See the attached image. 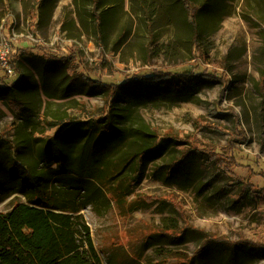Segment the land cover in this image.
Wrapping results in <instances>:
<instances>
[{
    "label": "rangeland",
    "instance_id": "obj_1",
    "mask_svg": "<svg viewBox=\"0 0 264 264\" xmlns=\"http://www.w3.org/2000/svg\"><path fill=\"white\" fill-rule=\"evenodd\" d=\"M37 1L0 0V56L9 51L15 72L10 77L0 61V141L9 149L24 146L19 158L27 163L39 162L44 142L55 145L52 124L107 115L108 93L64 90L73 75L109 85L155 70L217 77L183 90L130 91L118 104L126 139L89 167L72 164L80 177L51 178L54 200L69 213L79 211L89 225L102 264H183L208 237L264 246V0H191L193 7L205 5L196 29L184 19L182 0H49L40 8ZM94 14L104 21L101 38ZM61 58L71 67L55 77L50 71ZM20 78L15 90L24 119L7 95ZM72 136L65 137L67 153L90 149ZM163 138L176 143L147 163L140 183L93 181L87 171L98 160L131 157ZM59 152L58 161L45 159L35 172L62 169ZM71 159L78 161L77 153ZM186 159L188 168L165 179L172 161ZM32 177L24 185L33 184ZM245 185L250 189L243 193ZM1 196L0 213L27 201L7 190ZM185 227L178 245L168 243L166 234ZM195 264H264V251L212 247Z\"/></svg>",
    "mask_w": 264,
    "mask_h": 264
},
{
    "label": "trees",
    "instance_id": "obj_2",
    "mask_svg": "<svg viewBox=\"0 0 264 264\" xmlns=\"http://www.w3.org/2000/svg\"><path fill=\"white\" fill-rule=\"evenodd\" d=\"M93 1L97 5L100 2V0ZM47 2L49 0H38V8L44 6ZM182 3L186 23L191 25L193 29H196L198 25L197 17L201 14V10L205 5L193 7L191 0H182ZM94 17L97 23L98 37L101 38V29L104 26V21L102 16L98 14H94ZM9 57H11L10 54ZM55 61L54 63L58 69L52 71L54 73L50 71V74L55 77L60 76L57 71L64 68L70 69L71 67L69 60L61 58ZM214 79L217 80V77L205 71L195 74L191 72L164 73L155 70L152 74L138 76L122 84L109 85L106 83L97 84V80L89 75H73L64 90L73 89L77 95L83 93H86V95L108 93L111 99L109 111L105 117L97 120L80 122L64 121L52 124L54 127H57V132L52 138L55 140V145H52L51 141L44 142L42 149H40L39 162H36L34 165L19 158V154H22L24 146L17 145L9 149L8 144L7 146H1L3 141H0V192L7 190L12 194L25 196L27 199L25 203L14 205L9 212L0 213V264H102V260L95 249L89 225L82 214H79V211L75 212L77 214L69 213L65 210V207L54 200L49 191L51 178L61 175H74V173L78 175L77 177H80L83 174L80 170L74 173L71 172L73 169L72 164H77L78 166L83 162L89 167L90 164L88 162L96 161V158L102 156L103 151H110L118 143L126 139L127 131L119 128L123 116H121L118 110V104L130 91L155 88L183 90L202 81H212ZM20 83L21 78L11 85L13 88H7L14 89L12 94L7 95L10 100L13 99L16 103L15 108L19 111L17 113L19 118L27 111L24 103L19 98L22 96L21 93L19 94L15 90ZM259 86L260 90L264 92V71L262 72ZM27 87L33 88V83H27ZM0 91V94H2V90ZM25 115L22 116L23 119ZM70 134H73L71 138H76L78 143L86 148L90 147V149H87L83 154L80 151L67 153L62 148L66 146L68 149V138L65 137L70 136ZM241 135H243L244 141H247L243 130L241 131ZM103 139L104 142L102 143ZM155 139L157 140V138ZM175 143L173 140L163 138L157 141V143L154 142L144 147L131 157L117 158L108 163L105 162L107 163L105 167L101 164L104 162L98 160L95 170L91 171V169H88L87 171L93 175V181L100 180L101 182L106 180L107 182L122 183L123 186L125 185L124 187L129 186L130 181L140 183L147 163L162 155L163 152ZM57 151H60V160L64 163L62 169L49 172L41 169L43 170L42 172H35L39 164H42L45 159H48L51 164L58 161ZM7 153L10 155L9 157H6ZM75 153H77V158H79L76 162L71 159ZM232 159L236 162L235 153H233ZM134 161H136V166L134 170H131L132 168L129 169V166H134ZM186 163H189L187 159L178 162L172 161L167 171L164 172L165 179H174L178 171L188 168V164ZM66 165H69L70 168H66ZM102 173H106V175L104 176ZM136 173L138 174L137 177L133 178V174ZM29 174L33 175L32 178L35 181L33 184L24 185L25 178ZM248 189L250 188L245 185L241 191L244 193ZM260 193L262 194L263 192L261 191ZM188 229L190 228L185 227L183 233H177L169 229L174 233L164 236L168 239V243L178 245L183 240L184 234ZM191 231L200 233L194 229ZM212 247H225L233 251L244 248L264 251L262 244L247 240L231 242L208 237L203 241L199 251L188 262H184L183 264H195V260L202 257Z\"/></svg>",
    "mask_w": 264,
    "mask_h": 264
},
{
    "label": "built area",
    "instance_id": "obj_3",
    "mask_svg": "<svg viewBox=\"0 0 264 264\" xmlns=\"http://www.w3.org/2000/svg\"><path fill=\"white\" fill-rule=\"evenodd\" d=\"M8 57L9 51L2 52L0 56V61L2 63V67L6 70V73L9 74L10 77H13L15 75V72L8 62Z\"/></svg>",
    "mask_w": 264,
    "mask_h": 264
}]
</instances>
